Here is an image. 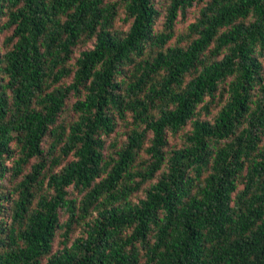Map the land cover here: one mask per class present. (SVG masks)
<instances>
[{
	"label": "trees",
	"instance_id": "obj_1",
	"mask_svg": "<svg viewBox=\"0 0 264 264\" xmlns=\"http://www.w3.org/2000/svg\"><path fill=\"white\" fill-rule=\"evenodd\" d=\"M164 6L156 28L154 0H0V264H264V0Z\"/></svg>",
	"mask_w": 264,
	"mask_h": 264
},
{
	"label": "rangeland",
	"instance_id": "obj_2",
	"mask_svg": "<svg viewBox=\"0 0 264 264\" xmlns=\"http://www.w3.org/2000/svg\"><path fill=\"white\" fill-rule=\"evenodd\" d=\"M154 3L156 5V7L159 8V11L161 13V15H160L155 26H156V28H161V25L163 22V14L165 12V6H164L165 0H154ZM198 8H199V4H194L192 7H189L186 9L184 15H179L177 17V21H176L174 27L178 33L184 32L187 24L195 19V17L198 15ZM124 15L125 14H124L123 8L119 7L118 15H117L116 20L114 22V28L116 30L125 31L127 29L128 23H126L124 21V19H123ZM10 33H11V29H1L0 28V53L3 52L6 48L5 44H4V38L6 36L10 35ZM91 45H92V41H89L86 43H79L74 48L72 60L75 59V56L78 55V53L81 50H83L84 48H87V47H91ZM64 81L66 83H68L70 81V79L66 78ZM74 99H75L74 97L69 98L68 106L66 107L65 111L61 114V116L59 118L64 123L69 122L74 117L73 111L70 109V104L74 101ZM222 103H223V97L216 96L214 102L209 106L210 115L207 116V118H211L218 111V109L220 108ZM205 117H206V115L203 111L201 113V118H205ZM127 120L128 121H126V122L122 121L120 119L117 120V124L114 127L115 131L111 134V136H109V138H107L108 143L111 140H116L117 142L121 143L126 138V133H127L128 127H129L130 117H128ZM187 129H189V124L186 125L184 128H181L179 130L180 132H178L177 134H168V146L167 147L171 148V147L178 146L182 142L183 133H185L187 131ZM49 142H50V138L45 137L43 142H42V147L44 148L45 151H47V149L49 147ZM16 156H17V154H16ZM35 161H36L35 159H31V161L24 167V172L29 171L31 163H33ZM6 164L8 165V167H10L12 165V158L8 159L6 161ZM19 178L20 177L13 178V175H11L9 171L5 172L3 177H0V186L2 188V191H3V193L7 194L8 197L13 196L12 190L14 187V183ZM144 186L146 187L147 185H144ZM145 187H143V188H145ZM69 190H71V189H69ZM143 195H144V191L139 190L132 198L143 196ZM5 217L7 218V222L9 223L10 218L7 217V215ZM65 217L66 216L64 214H61L60 215V222H62L65 219ZM81 232H82V226L74 225L72 230L68 234V240L66 242L67 245H69L75 237L79 236L81 234ZM64 244L65 243H64V237L62 234V229L57 230L56 235L53 239L51 251L49 254L56 252L57 250L62 248ZM45 260H46V257H43L42 262H44Z\"/></svg>",
	"mask_w": 264,
	"mask_h": 264
}]
</instances>
